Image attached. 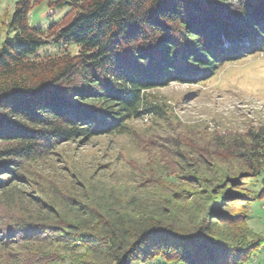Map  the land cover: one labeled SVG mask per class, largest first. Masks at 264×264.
<instances>
[{
    "label": "trees",
    "instance_id": "16d2710c",
    "mask_svg": "<svg viewBox=\"0 0 264 264\" xmlns=\"http://www.w3.org/2000/svg\"><path fill=\"white\" fill-rule=\"evenodd\" d=\"M44 3L68 11L35 27L34 8ZM50 45L57 51H43ZM256 52L264 53V0H17L0 44V191L62 142L120 134L131 118L162 117L146 100L149 90L208 80ZM187 145L212 160L235 159L251 177L264 171L263 127L214 134L205 147ZM189 152L176 153L184 160ZM87 191L56 198L54 206L38 198L36 220L0 227V246L25 248L33 264H59L60 251L80 249L88 257L78 264H252L253 252L264 247L263 239L249 241L215 224L242 219L224 213L214 194L195 213L175 217L165 203L176 192L156 203L153 195L127 199L110 185ZM55 245L63 248L52 256L38 250Z\"/></svg>",
    "mask_w": 264,
    "mask_h": 264
},
{
    "label": "rangeland",
    "instance_id": "374dc122",
    "mask_svg": "<svg viewBox=\"0 0 264 264\" xmlns=\"http://www.w3.org/2000/svg\"><path fill=\"white\" fill-rule=\"evenodd\" d=\"M16 1L0 0V44ZM67 11V6L50 8L44 3L34 8L31 22L35 27H46ZM43 51L54 53L57 49L50 45ZM146 100L156 103L163 116L131 118L120 134L77 137L58 144L44 159L26 163L23 178L0 191V227L28 218L36 220L40 197L54 206L56 198L62 201L64 196L86 194L94 184L96 192L110 185L127 199L133 193L144 198L153 195L161 200L156 203L167 202L176 192L177 199L165 203L172 212L169 216L175 217L189 209L195 213L214 194L224 213L242 219L240 223L220 219L216 225L225 232L250 235L249 241L264 240V171L251 177L235 159L212 160L186 147L190 142L205 147L214 134L242 135L264 128V53L227 63L202 82H172L149 90ZM174 138L182 145L173 146ZM180 148L181 152L194 153L193 157L182 160L176 153ZM239 194L246 196V201L237 199ZM62 248L55 245L38 250L52 256L54 250ZM26 252L21 247L0 246V264H33L26 260ZM60 254L64 260L59 264H78L88 257L84 249ZM253 257L252 264H264V247L256 249Z\"/></svg>",
    "mask_w": 264,
    "mask_h": 264
}]
</instances>
